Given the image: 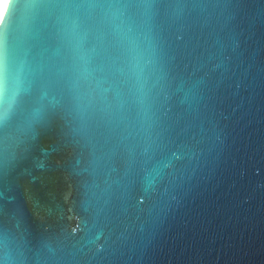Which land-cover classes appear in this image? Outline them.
Listing matches in <instances>:
<instances>
[{
	"label": "water",
	"instance_id": "1",
	"mask_svg": "<svg viewBox=\"0 0 264 264\" xmlns=\"http://www.w3.org/2000/svg\"><path fill=\"white\" fill-rule=\"evenodd\" d=\"M0 264H264V0H3Z\"/></svg>",
	"mask_w": 264,
	"mask_h": 264
},
{
	"label": "bare ground",
	"instance_id": "2",
	"mask_svg": "<svg viewBox=\"0 0 264 264\" xmlns=\"http://www.w3.org/2000/svg\"><path fill=\"white\" fill-rule=\"evenodd\" d=\"M2 3H3V0H0V7H1Z\"/></svg>",
	"mask_w": 264,
	"mask_h": 264
}]
</instances>
